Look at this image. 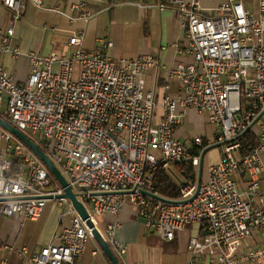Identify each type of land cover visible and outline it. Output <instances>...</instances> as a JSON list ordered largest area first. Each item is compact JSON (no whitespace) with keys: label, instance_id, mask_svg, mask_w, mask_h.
Listing matches in <instances>:
<instances>
[{"label":"built area","instance_id":"2783aa9c","mask_svg":"<svg viewBox=\"0 0 264 264\" xmlns=\"http://www.w3.org/2000/svg\"><path fill=\"white\" fill-rule=\"evenodd\" d=\"M166 1L176 5L190 43L191 61L168 70L179 86L175 96L156 98L146 89V72L159 66L153 55L117 62L107 54L108 42L84 50L82 35L68 38L72 49L67 54L30 52L29 75L17 83L3 63L6 54H18L10 47L12 25L0 32V118L44 145L43 152L96 229V215L117 218L125 205H132L144 226L163 240H172L188 225L202 226V235L188 241L189 264L262 263L264 243L240 258L237 253L246 238L264 229V124H259L264 118V0H258L256 9L228 0L209 15L196 0ZM25 2L44 8L42 0H2L13 24ZM85 2L79 0L75 8L82 11ZM88 15L79 13L83 20ZM189 110L206 115L214 131L192 138L187 147L175 131ZM246 130L256 146L241 155ZM216 144H221L220 154L208 164L198 189L201 155ZM12 158L22 164L17 173ZM172 169L181 175L176 199L161 196L154 184L159 171ZM242 174L248 181L239 190ZM56 182L28 147L0 128V218L37 220L48 202L64 206L71 216L70 226L54 234L53 244L35 249L26 264H78L93 239L69 200L58 197L63 188L53 186ZM118 227L113 220L98 231L121 255L125 250L115 237Z\"/></svg>","mask_w":264,"mask_h":264},{"label":"crops","instance_id":"0c3cea01","mask_svg":"<svg viewBox=\"0 0 264 264\" xmlns=\"http://www.w3.org/2000/svg\"><path fill=\"white\" fill-rule=\"evenodd\" d=\"M44 8L37 9L25 2L21 18L13 24L11 14L0 0V32L12 26L14 38L11 49L18 50L17 55L6 54L3 63L17 83L25 82L29 75L30 60L28 54L37 51L41 56L53 52L67 54L72 48L67 44L73 35H82V48L95 50L100 42L110 45L108 55L112 60L124 58L132 60L142 54H151L159 60V66L146 72V89L153 91L156 98L164 94L175 96L179 86L168 77V70L174 64L188 63L191 57L186 50L189 40L182 20L175 12V6L166 0H86L82 11L75 8L79 0H42ZM205 15L214 14L216 9L228 0H196ZM246 8L256 9L258 0H242ZM54 10V11H53ZM79 13L88 17L83 20ZM67 16L77 17L69 20ZM264 46V35H263ZM196 110H189L180 119L175 137L187 147L192 138H206L214 131L203 121ZM262 120V121H261ZM259 124H264L262 118ZM210 154L208 164L218 157ZM205 160V159H204ZM203 160V164H204ZM264 160V156H263ZM207 166L202 171V180L207 178ZM204 167V166H203ZM171 180H178L176 169L167 172ZM248 181L247 175L240 177L237 186L243 189ZM174 182V183H175ZM179 183V181H177ZM176 185V183H175ZM178 185V184H177ZM264 192V182H261ZM66 208L48 202L37 220L21 215L0 218V264H26L31 253L41 247L54 243V234L69 227L71 216L65 214ZM117 220L119 227L115 237L125 252L117 255L120 264H189L193 257L187 250L190 238L200 237L203 228L191 224L180 232H175L172 240H163L154 230L144 226L137 216L136 207L125 205L117 218L101 217L97 229L103 232L108 222ZM264 243V229L254 231L243 241L237 257L244 256L251 249ZM26 248L22 253L21 248ZM96 250V253L93 251ZM78 264H111L94 239H89ZM246 264H264L246 263Z\"/></svg>","mask_w":264,"mask_h":264},{"label":"water","instance_id":"95a60500","mask_svg":"<svg viewBox=\"0 0 264 264\" xmlns=\"http://www.w3.org/2000/svg\"><path fill=\"white\" fill-rule=\"evenodd\" d=\"M263 116V113H261L257 119L254 120V123L259 121ZM0 128L3 130L9 132L10 134L14 135L17 139H19L26 147H28L46 166L50 174L55 178L57 183L63 188V194L58 196L59 198H64L69 200L72 207L76 211V213L81 217L83 221L86 222L87 227L91 230V234L93 235V239L97 242L105 256L108 258L111 264H120L117 257L114 255L112 249L106 244L103 236L98 231V229L95 228L94 224L90 221L89 216L84 208V206L77 200L75 194L72 192L71 188L68 186L66 180L61 175L57 167L53 164V162L49 159V157L43 152V150L35 144L32 140L27 138L24 134H22L20 131H18L16 128H14L11 124L0 118ZM248 130H246L243 134H246ZM221 144H216L213 146H210L206 148L202 155L200 160V165L198 167V181H197V188L199 189L201 186V180H202V170H203V157L205 155L218 147H220ZM150 196H154L150 193H147ZM158 199L164 201V202H170L169 200L165 198Z\"/></svg>","mask_w":264,"mask_h":264},{"label":"trees","instance_id":"16d2710c","mask_svg":"<svg viewBox=\"0 0 264 264\" xmlns=\"http://www.w3.org/2000/svg\"><path fill=\"white\" fill-rule=\"evenodd\" d=\"M242 106H244V100H242ZM41 149H45L44 145L39 142ZM256 146V139L254 136L248 132L243 136V140L240 143V153L241 155L248 153ZM13 162V172L17 173L22 166L21 162L17 158H12ZM178 175V180L181 179V175ZM156 191L163 197L168 199H176L179 197L177 185L171 180V176L167 171H159L154 182Z\"/></svg>","mask_w":264,"mask_h":264},{"label":"rangeland","instance_id":"374dc122","mask_svg":"<svg viewBox=\"0 0 264 264\" xmlns=\"http://www.w3.org/2000/svg\"><path fill=\"white\" fill-rule=\"evenodd\" d=\"M5 108H6V97H4V100H3V104H2V109H1V111L2 112H4L5 111ZM198 116H200L201 117V119H202V121H203V124L205 125V122L207 121V117H206V115H203V114H200V115H198ZM262 121V120H261ZM207 123V122H206ZM221 148H217V149H215V151H213V153L212 154H215V152L218 154H220V150ZM210 154H211V151H209L207 154H206V156L204 157V164H203V170L204 169H206V166H207V162H208V160H209V156H210ZM219 156V155H218ZM202 170V171H203ZM203 173H204V171H203ZM176 180V179H175ZM175 180H174V182H175ZM176 184H179L177 181L175 182ZM56 184H58L57 182L53 185V186H56ZM101 217H103V216H97L96 215V217H95V220H96V222L99 224L100 223V220H101Z\"/></svg>","mask_w":264,"mask_h":264}]
</instances>
